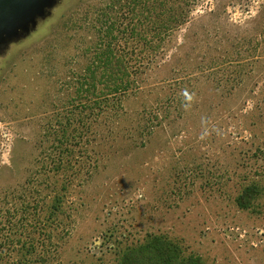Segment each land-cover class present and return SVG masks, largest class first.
Returning a JSON list of instances; mask_svg holds the SVG:
<instances>
[{
	"label": "rangeland",
	"instance_id": "obj_1",
	"mask_svg": "<svg viewBox=\"0 0 264 264\" xmlns=\"http://www.w3.org/2000/svg\"><path fill=\"white\" fill-rule=\"evenodd\" d=\"M197 1L84 127L83 49L112 0H16L0 21V264H117L149 237L264 264V0Z\"/></svg>",
	"mask_w": 264,
	"mask_h": 264
},
{
	"label": "trees",
	"instance_id": "obj_2",
	"mask_svg": "<svg viewBox=\"0 0 264 264\" xmlns=\"http://www.w3.org/2000/svg\"><path fill=\"white\" fill-rule=\"evenodd\" d=\"M197 2L182 0L176 13L171 14L172 7L166 0H132L121 5L112 0L91 18L93 32L83 49V127L95 122L88 118L119 108L122 99L137 88L138 78L164 53L171 33L189 21ZM57 162L55 165L60 166ZM243 195L238 203L246 207ZM44 241L31 239L25 246L37 255ZM119 257L117 264H204L200 257H186L178 246L162 237H149L126 247ZM25 258L22 264H43L48 253L43 251L34 260Z\"/></svg>",
	"mask_w": 264,
	"mask_h": 264
},
{
	"label": "water",
	"instance_id": "obj_3",
	"mask_svg": "<svg viewBox=\"0 0 264 264\" xmlns=\"http://www.w3.org/2000/svg\"><path fill=\"white\" fill-rule=\"evenodd\" d=\"M15 1L16 0H0V21L13 10Z\"/></svg>",
	"mask_w": 264,
	"mask_h": 264
}]
</instances>
